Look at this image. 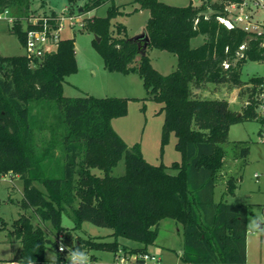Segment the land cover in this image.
Instances as JSON below:
<instances>
[{"label":"trees","instance_id":"16d2710c","mask_svg":"<svg viewBox=\"0 0 264 264\" xmlns=\"http://www.w3.org/2000/svg\"><path fill=\"white\" fill-rule=\"evenodd\" d=\"M134 1L140 4L138 9L150 11L145 26L148 48L178 58L176 69L169 74L154 68L148 48L146 54L139 53L138 45L128 40L125 24L113 25V19L125 14L115 0H67V4L71 11L82 7L84 14L108 5L104 16L86 17L87 29L100 37L99 42L93 39L94 46L106 69L138 73L148 93L163 103L161 151L174 133L182 159L170 166L163 162L154 165L138 144L128 147L112 126L114 118L126 114L128 98L64 95L66 77L78 70L74 38L60 40L57 49L35 65L24 55L0 56V173L15 169L24 185L18 202L24 212L10 225L1 217L0 227L21 243L22 264L29 260L33 264H67V251L59 250V238L86 252L114 253L120 248L145 252L156 242L163 219L182 225L183 264L247 263L249 205L216 201L215 190L217 173L225 161L223 143L231 126L256 119L263 124L256 93L264 77L254 75L243 81L241 73L247 61L264 60V48L259 38L220 22L218 17L226 14L229 0L187 6ZM29 6L30 0H0V14L8 11L15 16L10 32L23 44L22 22L29 17ZM51 14L56 15L55 11ZM199 35L206 36L204 43L192 47V38ZM208 83L238 88L239 95L246 97L242 110L232 111L225 98L197 97L194 89ZM32 101L53 102L56 108L57 138L49 145L38 144L39 125ZM249 153L246 143L239 145L240 157ZM122 158L124 174L112 175ZM92 168L102 170L103 175L93 173ZM237 185L238 178L230 176L224 195L235 194ZM29 210L34 211L38 224L27 214ZM63 213L70 214L73 228L62 225ZM86 221L110 228L115 239L74 237L72 231L81 229ZM120 237L141 245H122ZM47 249L55 258L46 257ZM97 261L96 256L90 257V264Z\"/></svg>","mask_w":264,"mask_h":264},{"label":"rangeland","instance_id":"374dc122","mask_svg":"<svg viewBox=\"0 0 264 264\" xmlns=\"http://www.w3.org/2000/svg\"><path fill=\"white\" fill-rule=\"evenodd\" d=\"M160 1L174 6H187L190 3L200 5L204 0ZM115 2L125 14L113 19V25L117 23L125 24L129 37L140 34L145 29L150 11L148 9H138L140 4L134 0H115ZM107 8L108 5H104L97 10L84 14L83 9L81 11L69 10L67 0H30L28 16L46 15L53 11L57 15L82 14L80 18L85 22L84 27L71 29L66 26L63 31L64 38H74L75 40L78 64L77 72L68 75L64 81V95L79 97L88 94L96 97L128 98L126 114L112 120L114 130L129 148L138 144L143 156L149 163L158 165L163 162L170 166L173 162L182 159V153L176 149L177 137L174 133L171 134L169 142L164 146L163 152L161 151V135L165 117L164 111L161 110L163 103L153 99L138 73L126 74L106 69L103 57L93 43L96 36L87 29L86 17L104 16ZM13 13L16 12L13 11ZM10 17L11 13L9 12L0 14V56L24 55L30 64L35 65L37 59L29 57L18 36L10 32L13 27V21ZM22 24L24 28V21ZM114 35H117L115 29ZM205 39V35L194 37L191 40V46L197 47L204 43ZM148 55L154 68L164 75L171 73L177 67L178 58L171 52L148 48ZM254 75L264 77V60H249L242 66L241 78L243 81H248ZM233 89L227 84L208 83L203 88L194 89V93L197 97L203 99H231ZM245 103L246 97H241L238 89L237 100L234 103L231 102V110L240 112ZM30 106L37 119V125H39L37 127L38 144L43 146L53 143L57 138L54 132L56 108L53 102L32 101ZM261 128L262 123L257 119L231 126L228 140L223 143L226 153L225 161L217 173L216 201L225 199L230 203L248 204L249 219L257 213H264V143L261 142ZM240 142H245L250 147V153L246 158L239 155V145L243 146L245 144ZM55 153L59 155V148L56 149ZM92 172L103 175V171L98 168H92ZM124 172L125 160L122 158L113 169L112 175L119 176ZM257 173H259V177ZM230 176L238 178V185L235 194L224 195L226 181ZM35 183L37 186L44 188L42 183L38 181ZM23 187V180L15 169L0 173V218H4L8 225L24 212L18 205L23 196ZM251 194H253V197H248ZM27 214L31 216L34 224L39 223L34 211L29 210ZM45 225L49 226V223ZM62 225L65 228H73L74 222L69 213H63ZM5 233L0 227V237H5ZM72 233L74 237L81 238L97 237L104 241L115 239L111 235L112 230L110 228L98 226L88 221L83 223L81 229L72 231ZM61 241L62 239L59 238L60 243ZM119 242L128 247H139L141 245L139 242L124 237H120ZM247 244L246 264H264V235L248 233ZM6 250L8 255L16 256L18 254L15 244ZM147 250L155 254L162 264H183L181 260L184 251L182 225L173 219L160 221L158 238L154 244L148 245ZM87 254L89 258L92 255L96 256L98 264L108 262L113 257L112 252L104 250H90ZM54 256V252L47 249L46 257L52 258Z\"/></svg>","mask_w":264,"mask_h":264},{"label":"built area","instance_id":"2783aa9c","mask_svg":"<svg viewBox=\"0 0 264 264\" xmlns=\"http://www.w3.org/2000/svg\"><path fill=\"white\" fill-rule=\"evenodd\" d=\"M8 13V11H6ZM225 15L219 16V20L228 29L240 28L260 39L264 48V0H229L225 6ZM82 14L75 15H31L25 18L24 30L26 41L25 52L29 57L40 60L48 53L54 52L63 37L65 27L82 28L85 22L80 18ZM11 21L15 17L11 15ZM245 48V44L240 49ZM228 67V64L225 65ZM257 112L263 117V124L260 131L261 142L264 143V78L256 93ZM258 176V175H257ZM64 246L65 251L71 250L68 244L61 241L60 247ZM64 251V252H65ZM98 264V263H97ZM101 264H162L160 259L149 251H136L120 248L113 253V257L108 262Z\"/></svg>","mask_w":264,"mask_h":264},{"label":"clouds","instance_id":"9594fccd","mask_svg":"<svg viewBox=\"0 0 264 264\" xmlns=\"http://www.w3.org/2000/svg\"><path fill=\"white\" fill-rule=\"evenodd\" d=\"M246 230L252 234L264 235V213H257L252 216L246 224ZM60 251L64 252L65 247L61 246ZM66 260L67 264H90L87 252L83 251L80 247H74L71 250L67 249ZM28 264H33V261L29 260Z\"/></svg>","mask_w":264,"mask_h":264},{"label":"crops","instance_id":"0c3cea01","mask_svg":"<svg viewBox=\"0 0 264 264\" xmlns=\"http://www.w3.org/2000/svg\"><path fill=\"white\" fill-rule=\"evenodd\" d=\"M211 1H216V0H211ZM136 8H138V7H136ZM237 93H238V89L234 88L231 92V99H227L229 101L230 105H231V102L234 103L237 100ZM248 197L252 198L253 194L248 195ZM248 220H249V218H248ZM2 231L6 232V233H5V237L4 236L0 237V247H1V249H0V251H1V253H0V264H22L20 262V255H21V248H22L21 243L18 240H16L15 238L10 237L8 235L7 230L2 229ZM14 244L17 246L18 254L16 256L15 255H8V253H6L7 252L6 249L8 247H13ZM247 248H248V244H247ZM53 258H55V256L50 258V259H53Z\"/></svg>","mask_w":264,"mask_h":264},{"label":"water","instance_id":"95a60500","mask_svg":"<svg viewBox=\"0 0 264 264\" xmlns=\"http://www.w3.org/2000/svg\"><path fill=\"white\" fill-rule=\"evenodd\" d=\"M82 8H79V11H81ZM97 41H100V37L96 36ZM130 42H134L138 45V49H139V53L141 55L146 54L147 48L150 45V37L146 31V29H144L140 34L133 36V37H129L128 39ZM240 115V113H239Z\"/></svg>","mask_w":264,"mask_h":264}]
</instances>
